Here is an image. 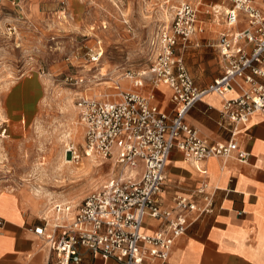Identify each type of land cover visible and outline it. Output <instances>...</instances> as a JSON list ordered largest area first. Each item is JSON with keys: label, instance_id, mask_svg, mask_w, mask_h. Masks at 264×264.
I'll return each instance as SVG.
<instances>
[{"label": "built area", "instance_id": "obj_1", "mask_svg": "<svg viewBox=\"0 0 264 264\" xmlns=\"http://www.w3.org/2000/svg\"><path fill=\"white\" fill-rule=\"evenodd\" d=\"M219 22L223 29L212 45L221 72L205 85L194 81L183 54L192 36L204 31L205 21L196 4L180 1L169 22L149 39L146 67L126 71L133 88L116 83L118 90L110 95H77L86 155L110 159L119 171L75 208L71 202L56 203L54 218L43 216L44 223L34 227L48 248L46 264H79V245L123 264H174L168 261L174 240L213 210L215 186L208 191L205 181L190 194L174 196L170 207L162 206L158 196L173 147L195 165L210 156L248 159V150L235 135L247 128L253 113H264V0H230ZM150 83L147 93L140 91ZM159 84L171 90L169 110L155 101ZM209 92L222 97L219 123L230 132L226 140L210 141L185 120L194 103ZM65 151L75 161L81 157L72 140ZM146 214L159 219L161 226L150 232L142 229ZM4 222L0 218V226Z\"/></svg>", "mask_w": 264, "mask_h": 264}, {"label": "rangeland", "instance_id": "obj_2", "mask_svg": "<svg viewBox=\"0 0 264 264\" xmlns=\"http://www.w3.org/2000/svg\"><path fill=\"white\" fill-rule=\"evenodd\" d=\"M180 1L200 9L206 25L201 35L209 24L220 29L222 11L230 3L0 0V195L18 197L24 192L38 204L35 212L51 218L56 203L71 202L75 208L87 193L119 171L110 159L94 156V162L86 155L76 97L110 95L117 92L116 83L133 88L126 71L146 67L151 58L149 39L169 22ZM183 54L196 79L208 82L220 72L217 52L209 46L199 51L188 45ZM150 88L151 83L140 91L147 93ZM31 94L38 100L36 106H18L15 113L16 106L6 103L13 95L29 98ZM162 104L171 105L168 97ZM67 133L71 135L65 137ZM70 140L81 157L73 161L69 154L71 163L63 170L57 164L63 162ZM68 166L75 173L68 172ZM36 190L41 192L38 197Z\"/></svg>", "mask_w": 264, "mask_h": 264}, {"label": "crops", "instance_id": "obj_3", "mask_svg": "<svg viewBox=\"0 0 264 264\" xmlns=\"http://www.w3.org/2000/svg\"><path fill=\"white\" fill-rule=\"evenodd\" d=\"M216 28L209 24L206 34L201 35V32L192 36L189 45L199 51L209 46L216 53L212 43L223 25ZM184 61L192 75L188 56ZM218 62L221 68L219 56ZM194 81L200 86L209 82L198 78ZM164 86L155 88V101L160 108L169 110L171 105L162 102L167 97L170 102L171 90ZM14 95L7 98L6 103L16 106L12 108L15 113L20 110L18 106H36L38 101L32 94L29 98ZM221 103L222 97L217 93L205 94L190 108L186 122L210 141L228 139L229 130L219 123ZM235 137L249 152L246 161L210 156L195 165L183 157L179 148L170 150L166 177L158 196L162 206H172L174 196L190 194L202 181L207 182L208 191L215 186L213 210L194 220L186 232L174 240L168 258L170 263L264 264V113H253L247 128ZM29 208L34 211L39 206L24 192H19L18 197L13 193L0 195V218L5 220L0 226V264H46L48 248L42 245V237L34 230L35 226L44 223V218L35 211L29 214L26 210ZM148 217L151 221L147 223ZM160 226L159 219L148 214L144 216L142 229L150 232ZM79 250L82 254L79 264H123L112 256L94 254L85 245H79ZM52 257L55 258V254ZM150 264H157V261Z\"/></svg>", "mask_w": 264, "mask_h": 264}, {"label": "bare ground", "instance_id": "obj_4", "mask_svg": "<svg viewBox=\"0 0 264 264\" xmlns=\"http://www.w3.org/2000/svg\"><path fill=\"white\" fill-rule=\"evenodd\" d=\"M221 7H223V6H221ZM225 8H227V7H225ZM224 10V9H223ZM223 12V11H222ZM159 86H164V84H159ZM69 134L71 135V133H67L66 135H65V137H67V136H69ZM68 153H66V155L64 156V160H63V162L61 163H58L57 164V166L58 167H60V169L61 168H63V170H64V165H66V164H69V163H71V160L69 159V157H68ZM71 156V155H70ZM72 159V158H71ZM73 160V159H72ZM90 160H92V161H94V162H96V158L94 157V155H90ZM74 161V160H73ZM68 172H70V173H75L74 172V167H72V166H68V169H66ZM41 192L40 191H38V190H36V192L34 193L37 197L39 196V194H40ZM72 204V203H71ZM52 210H54V207H52ZM54 212H55V210H54ZM56 215V212L54 213V216ZM54 216L53 217H51V218H49V220H51L52 218H54Z\"/></svg>", "mask_w": 264, "mask_h": 264}]
</instances>
